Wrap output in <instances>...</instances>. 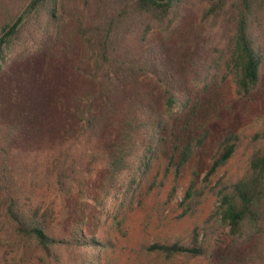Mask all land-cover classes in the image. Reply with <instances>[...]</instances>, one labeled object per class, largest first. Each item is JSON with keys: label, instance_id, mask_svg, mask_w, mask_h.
Listing matches in <instances>:
<instances>
[{"label": "trees", "instance_id": "16d2710c", "mask_svg": "<svg viewBox=\"0 0 264 264\" xmlns=\"http://www.w3.org/2000/svg\"><path fill=\"white\" fill-rule=\"evenodd\" d=\"M81 1L82 7L77 0H0V248H6L0 264H102L107 238L86 221L88 202L102 208L122 173L128 170L131 184L153 155L165 158L164 173L158 180L155 175L148 189H162L169 181L162 207L170 201L183 167L210 134L208 126L191 128L200 94L182 125L166 114L192 97L180 90L176 73L182 62L189 61L188 69L199 62L207 72L220 65L242 96L261 80L264 47L253 19L264 10V0H210L203 20L227 8L235 28L229 42L214 44L203 66L194 50L199 29L186 20L176 48L168 43V21L186 16L187 0ZM155 28L164 37L149 45ZM149 75L164 90L156 102L144 88ZM81 135L83 147L77 150L72 142ZM241 140L239 130L227 127L202 178L193 166L179 203L184 213L195 211ZM252 140L256 147L242 173L216 180L217 226L229 227L233 243L254 239L261 245L264 128ZM95 163L102 168L93 198L87 191ZM211 233L195 225L187 240L158 239L140 249L166 259L197 256Z\"/></svg>", "mask_w": 264, "mask_h": 264}, {"label": "rangeland", "instance_id": "374dc122", "mask_svg": "<svg viewBox=\"0 0 264 264\" xmlns=\"http://www.w3.org/2000/svg\"><path fill=\"white\" fill-rule=\"evenodd\" d=\"M82 7L81 0H77ZM210 0H187L186 16L168 21L170 36L168 43L170 50L177 46L178 28L181 22L187 21L190 25L199 29L200 41L194 50L201 58L202 66L207 61L213 50L214 44L219 45L229 42L235 28V22L225 11L218 17L210 16L203 20V10L209 6ZM253 25L264 47V10L255 13ZM225 29V31H224ZM228 32V36L225 33ZM164 35L161 28H155L149 35V45L158 44ZM177 38V39H176ZM42 53V51H39ZM188 62H182L176 73L182 88L192 95L186 105L172 107L166 111L172 124L180 126L183 119L190 112L195 96L199 103L191 113V128L208 126L210 134L204 145L190 161L183 167L178 179L174 195L162 207L166 198V188L170 182L165 180L162 189H148L156 175L157 180L164 173L165 158L160 154L153 155L148 160L147 169L138 173L135 180L128 185V170L124 171L119 185L111 191V195L102 208L94 207V203L88 202L87 222H93L94 231L107 238V247L102 251V264L108 258L109 264H261L264 237L261 245L257 240H249L244 243H233V237L229 227L217 226L219 217L216 210L219 205V193L216 180L222 177L225 180H234L242 173L246 165L247 157L256 147L251 137L255 131L264 128V61L261 71V80L257 88L249 96L238 95L234 81L224 73L223 68H211L208 72L197 62V67L188 69ZM206 76V81H205ZM155 76L149 75L143 78L144 88L152 95L153 101L160 99L164 90L159 84H155ZM187 88V90H186ZM180 91V92H182ZM186 95V94H185ZM176 106V105H175ZM232 126L242 134V140L232 158L213 178L202 199L193 213H184L179 205L187 188L193 166L200 171L202 178L211 163L214 153L227 127ZM82 126L80 134H84ZM71 143L72 141H68ZM73 143V144H72ZM72 147L79 150L83 147V136H79ZM78 143V144H76ZM102 163L92 166V174L87 194L94 198L95 187L99 179ZM170 180V175H168ZM158 197L159 203H156ZM121 221L120 226L116 224ZM198 225L208 228L213 233L206 238L204 253L197 256L177 254L166 259L161 254L146 253L140 249L141 243H148L158 239L181 238L187 240L191 229ZM203 232V230H201ZM6 252L5 247L0 252ZM41 264V263H40ZM47 264H52L51 260Z\"/></svg>", "mask_w": 264, "mask_h": 264}]
</instances>
